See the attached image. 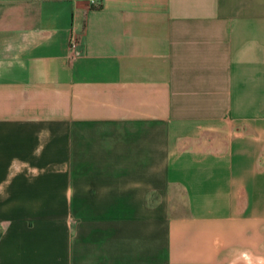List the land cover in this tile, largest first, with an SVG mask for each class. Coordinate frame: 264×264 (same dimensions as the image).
I'll list each match as a JSON object with an SVG mask.
<instances>
[{"label": "crops", "instance_id": "obj_1", "mask_svg": "<svg viewBox=\"0 0 264 264\" xmlns=\"http://www.w3.org/2000/svg\"><path fill=\"white\" fill-rule=\"evenodd\" d=\"M246 260L264 0H0V264Z\"/></svg>", "mask_w": 264, "mask_h": 264}, {"label": "built area", "instance_id": "obj_2", "mask_svg": "<svg viewBox=\"0 0 264 264\" xmlns=\"http://www.w3.org/2000/svg\"><path fill=\"white\" fill-rule=\"evenodd\" d=\"M93 1V0H92ZM81 44V36L78 32L72 29L69 39V48L76 54L78 52L79 45Z\"/></svg>", "mask_w": 264, "mask_h": 264}, {"label": "rangeland", "instance_id": "obj_3", "mask_svg": "<svg viewBox=\"0 0 264 264\" xmlns=\"http://www.w3.org/2000/svg\"><path fill=\"white\" fill-rule=\"evenodd\" d=\"M246 261H248V260H246ZM248 263H249V264H251V262H250V261H248Z\"/></svg>", "mask_w": 264, "mask_h": 264}]
</instances>
